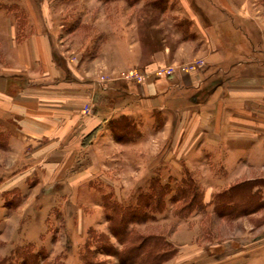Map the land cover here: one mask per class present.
<instances>
[{
  "label": "rangeland",
  "instance_id": "rangeland-1",
  "mask_svg": "<svg viewBox=\"0 0 264 264\" xmlns=\"http://www.w3.org/2000/svg\"><path fill=\"white\" fill-rule=\"evenodd\" d=\"M226 4L244 15L247 21L243 22L226 10ZM196 7L200 10L196 11ZM193 14L196 22L191 17ZM1 24L6 25L8 31L16 30L17 42L29 34L28 30L33 25L42 32L49 30L63 58L76 71L85 68L89 77L103 82L101 85L126 81L143 86L149 81H160L170 83L172 87L175 82H182L203 67L209 69L211 66L206 53L183 44V41L197 38L193 32L194 24L205 30L201 35L221 41L219 52L228 61L213 67L209 72L211 76L254 69L264 76V31L257 30L260 25L264 27V0H0ZM1 34L7 35L5 32ZM2 35L0 63L12 41L10 37L2 38ZM178 51L181 52L179 55ZM84 107L85 112L90 110L88 104ZM139 117L132 118L137 122L135 124L131 120L132 124H128V132L122 133L121 140L122 143L130 139L145 142L148 138V144L142 143L145 148L138 150V160L132 161L136 175L133 169L129 175V160L118 158L116 162L120 166L116 164L102 175H99L101 169L96 172L99 176L93 179L92 184L97 189L70 193L71 201L59 204V207L49 201H55L52 197L45 207L41 198L43 193L26 190V186L22 189L11 186L0 191V260L12 258L13 264L25 263L27 259L15 257L13 250L19 245L29 244L34 250L41 249L46 256L42 254L41 257L50 264H83L82 254L98 264H120L113 255L102 252L88 254L97 243L98 232H103L107 243L118 249L122 250L127 245V241L119 242L108 232L107 218L113 211L104 206L106 202L111 200L122 209L130 202L135 203L140 194L146 193L151 178L171 186V191L180 187L188 190L184 185L195 184L203 193V200L205 195L208 196L209 193L201 190V187H209L211 182L209 176L201 174L208 163L199 164L192 152L184 151H174L176 158L168 159V152L175 143L163 144L157 134L162 126V115L159 112L154 114L150 130L154 132L152 137L145 135V123ZM116 147H111V153L118 155ZM10 164V160L0 159V172L8 170ZM118 172L121 175H117ZM5 173L4 177L0 175V180L9 177V172ZM130 178L135 182L133 186H129ZM109 180L116 182L115 187L119 190L107 187L105 182ZM256 180H259L258 195L264 201V178ZM250 187L248 183L238 189L242 188L247 193ZM65 194L69 196V193H61ZM165 194L161 201H155L157 209L143 212L148 218L128 225V236L149 235L159 239L160 243L167 241L171 245L165 255L170 257L141 264H210L214 257L215 260L223 257L216 253L221 251L225 241L230 240L234 248L242 249L239 240L252 239L257 234L264 237V207L240 208L245 214L229 218L215 214L211 206L199 209L194 204L188 209V199L176 201L169 193ZM48 195L52 196V193ZM39 200L43 209L39 207ZM226 211L235 213L236 210ZM65 223L71 229L69 239H65L63 234Z\"/></svg>",
  "mask_w": 264,
  "mask_h": 264
},
{
  "label": "crops",
  "instance_id": "crops-1",
  "mask_svg": "<svg viewBox=\"0 0 264 264\" xmlns=\"http://www.w3.org/2000/svg\"><path fill=\"white\" fill-rule=\"evenodd\" d=\"M226 7L247 21L229 4ZM246 12L249 14L248 8ZM191 17L196 22V16ZM197 24L193 28L197 38L183 44L206 53L211 67L189 74L172 87L160 81L143 86L126 81L100 85L85 68L76 71L63 58L49 30L42 32L33 25L17 42L16 30L8 31L1 24L0 32L8 36L0 33V37L12 41L0 63V159L11 163L8 170L0 172L2 177L9 172L8 178L0 180V191L26 186V190L43 193L45 207L51 197L55 201H49L59 207L71 201L70 193L95 190L93 179L116 164L120 166L118 158L129 160V175L132 169L136 175L132 161L138 160V150L143 149L142 143L148 144V138L145 142L130 139L122 143L114 138L110 123L121 115L131 120L140 116L145 135L152 137L155 112L162 115L157 134L163 144L175 143L168 159L184 151L192 152L199 164L208 163L201 173L211 180L209 187H201L209 193L203 200L206 206L213 207L210 201L214 193L239 182L264 178V76L257 69L211 76L213 67L228 61L219 52L221 41L201 35L205 30ZM257 30L263 33L264 27L260 25ZM1 48L5 53V47ZM86 104L88 112L84 111ZM113 145L118 155L111 153ZM107 182V187L119 190L116 182ZM129 182V186L135 184L132 178ZM64 225L63 234L69 239L71 229ZM238 242L242 249L225 241L223 250L216 253L223 257H214L210 264H264L263 235Z\"/></svg>",
  "mask_w": 264,
  "mask_h": 264
},
{
  "label": "trees",
  "instance_id": "trees-1",
  "mask_svg": "<svg viewBox=\"0 0 264 264\" xmlns=\"http://www.w3.org/2000/svg\"><path fill=\"white\" fill-rule=\"evenodd\" d=\"M129 123H131V119L124 115L118 116L111 120L110 128L116 140H122V133L128 132L127 126ZM0 140L2 141L1 135ZM153 179L155 178H151L150 186L148 187L147 191H145L146 193H139L140 195L138 196L135 203L130 202L127 205H124L123 209L122 207L116 206L111 200L106 202V205L104 204L105 207L113 211L112 214L110 213L109 218H107L109 234L117 238V240L119 239V242L127 241V245L124 246L122 250L118 249L111 243H107V238L103 232H98L96 239L97 243L94 245L92 251H88V254L102 252L106 255H113L118 258L120 264H141L147 260H150V262H159L169 259L170 255H165L166 252H169L167 248L168 246L170 248L171 244L169 242L163 241L160 243L159 239L152 238L149 235L144 236L141 234H136L134 236H128L130 233L128 225L139 222L143 220V218H148V216L144 215L143 212L148 211L149 209H157L155 201H161L163 196L166 195L165 193H169L170 197L176 201L181 199L185 201L188 199L186 203L188 204V209L193 208L194 204L195 207L201 209L206 206V203L203 201V193L198 191L199 189L195 184L192 186L189 184L184 185L189 188L188 190H184L183 187H180V189L171 191V186L164 182H160V180L157 178L155 180ZM258 181L259 180H252L247 182L245 181L246 183L233 184L223 191L214 193L211 196L210 203L213 205L212 208L214 209L215 214L223 217L234 218L245 214L240 208L253 206L252 208L255 209L262 207L264 201L258 195L259 189L254 190V187L257 185ZM156 183H158V185ZM248 183L252 187H250L247 193H244L242 188L238 189V187H245ZM235 190H237V192ZM186 195L188 196L186 197ZM110 201L112 203L109 204ZM224 209L225 211L226 209H231L233 212L234 210L236 211L235 213H230L228 211L225 212ZM42 254L43 253L41 249L34 250L29 244L19 245L13 250V255L15 257L22 258V260L27 259L23 264H50L45 261L44 258L46 256L44 254L43 256L45 257H41ZM11 259L6 258L0 260V264H13L10 261ZM81 259L83 260V264H98L97 261L89 259L86 254H82Z\"/></svg>",
  "mask_w": 264,
  "mask_h": 264
},
{
  "label": "built area",
  "instance_id": "built-area-1",
  "mask_svg": "<svg viewBox=\"0 0 264 264\" xmlns=\"http://www.w3.org/2000/svg\"><path fill=\"white\" fill-rule=\"evenodd\" d=\"M97 82L101 85V84H103V82L101 81V80H97Z\"/></svg>",
  "mask_w": 264,
  "mask_h": 264
}]
</instances>
